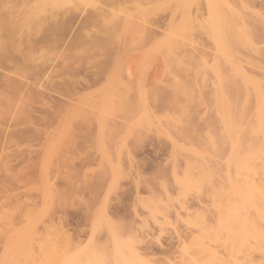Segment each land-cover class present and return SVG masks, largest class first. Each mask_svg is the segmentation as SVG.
Wrapping results in <instances>:
<instances>
[{
  "label": "rangeland",
  "instance_id": "374dc122",
  "mask_svg": "<svg viewBox=\"0 0 264 264\" xmlns=\"http://www.w3.org/2000/svg\"><path fill=\"white\" fill-rule=\"evenodd\" d=\"M0 76V264H264V0H0Z\"/></svg>",
  "mask_w": 264,
  "mask_h": 264
},
{
  "label": "bare ground",
  "instance_id": "6f19581e",
  "mask_svg": "<svg viewBox=\"0 0 264 264\" xmlns=\"http://www.w3.org/2000/svg\"><path fill=\"white\" fill-rule=\"evenodd\" d=\"M92 13H93V12H91V14H92ZM85 14H86V13H85ZM82 15H83V14H82ZM87 15L89 16V12H87ZM80 16H81V15H80ZM83 16H84V15H83ZM88 16L85 15L84 18L82 17V19H81V17H80L81 22H79L78 24H80V23L82 24V22H83L82 20H84L85 17H88ZM90 16H91V15H90ZM90 16H89V17H90ZM92 18H93V17H90V19H92ZM94 18H95V17H94ZM80 19H78V20H80ZM86 19H87V18H86ZM76 20H77V19H76ZM86 21H87V20H86ZM86 21L84 20L83 24H84ZM88 21H89V19H88ZM88 21H87L86 23H88ZM90 21H91V20H90ZM77 22H78V21H77ZM77 22H76V23H77ZM81 24H80V25H81ZM36 36H38V35H36ZM42 36H43V35H42ZM40 37H41V36H40ZM45 37L47 38V36H45ZM49 38H50V37H49ZM43 39H44V38H43ZM39 40H40V39H39ZM52 40H53V39H52ZM30 41H31V40H30ZM40 41H41V40H40ZM45 41H46V40H45ZM53 41H55V40H53ZM60 41H61V40H60ZM67 41H68V40H67ZM67 41H66V42H67ZM48 42H49V41H48ZM64 42H65V41H64ZM66 42H65V43H66ZM39 43H40V42H39ZM56 43H57V42H56ZM48 44H49V43H48ZM52 44H53V42H52ZM63 44H64V43H63ZM44 45H45V44H44ZM33 46H34V45H33ZM50 46H51V45H50ZM31 47H32V45H31ZM44 47H45V46H44ZM36 48H38V47H36ZM53 48H54V47H53ZM30 49H31V48H30ZM41 49H42V48H41ZM48 49H49V48H48ZM24 52H25V51H24ZM24 52H23V53H24ZM7 53H8V52H7ZM7 53H6V54H7ZM11 54H12V52H11ZM7 55H8V54H7ZM7 55H6V56H7ZM9 56H10V55H9ZM22 56H23V55H22ZM64 56H65V54H64ZM66 56H67V55H66ZM5 58H6V57H5ZM12 58H13V57H12ZM18 58H19V57H18ZM67 58H68V57H67ZM26 59H27V58H26ZM72 59L74 60V58H72ZM75 59H77V58H75ZM1 60H2V59H1ZM27 60H28V59H27ZM63 60H64V59H63ZM3 61H4V59H3ZM19 61H20V59H19ZM16 62H17V61H16ZM23 62H24V60H23ZM25 62H26V61H25ZM71 62H72V61H71ZM17 63H18V62H17ZM32 63H33V62H32ZM69 64H70V60H69ZM69 64H68V65H69ZM71 64H72V63H71ZM7 66H8V65H7ZM11 66H12V65H11ZM11 66H10V67H11ZM15 66H16V65H15ZM17 66H18V65H17ZM23 66H24V65H23ZM31 66H32V65H31ZM37 67H39V66H37ZM64 67H66V66L64 65ZM2 68L5 69V67H2ZM16 68H17V67H16ZM23 68H24V67H23ZM28 68H29V67H28ZM30 68H31V67H30ZM33 68H34V67H33ZM66 68H68V67H66ZM68 69H69V68H68ZM2 70H3V69H2ZM6 70H7V69H6ZM12 70H13V69H12ZM7 71H8V70H7ZM15 71H16V70H15ZM34 71H35V70H34ZM8 72H12V71H8ZM13 72H14V71H13ZM19 72H20V71H19ZM27 72H28V71H27ZM31 72H32V71H31ZM35 72H36V71H35ZM15 74H16V73H15ZM19 74H21V73H18V75H19ZM93 74H94V73H93ZM7 75H8V74H7ZM21 75H22V74H21ZM21 75H19V76H21ZM94 75H95V74H94ZM5 76H6V75H5ZM11 76H13V75H11ZM14 76H15V75H14ZM24 76H25V75H24ZM91 76H92V74H91ZM91 76H90V77H91ZM0 77H1V76H0ZM96 77H98V76H96ZM4 78H5V77H4ZM11 78H12V77H11ZM15 78H16V77H15ZM22 78H23V77H22ZM88 78H89V77H88ZM88 78H87V79H88ZM2 79H3V78H2ZM2 79H1V80H2ZM24 79H25V78H24ZM30 79H31V78H30ZM32 79H34V78L32 77ZM97 79H98V78H97ZM3 81H4V80H3ZM19 81H20V80H19ZM26 81H27V80H26ZM33 81H34V80H33ZM22 82H23V81H22ZM29 82H30V81H29ZM252 82H253V81H252ZM19 83H20V82H19ZM27 83H28V82H27ZM35 83H36V80H35ZM93 83H94V82H93ZM253 83H254V82H253ZM258 83H260V82H257V84H258ZM30 84H31V83H30ZM30 84H28V86H30ZM84 84H87V83H84ZM251 84H252V83H251ZM262 84H263V83H262ZM2 85L4 86V84H2ZM33 85H34V84H33ZM33 85H31V86H33ZM36 85H37V84H35V86H36ZM253 85H254V84H253ZM19 86H20V85H19ZM22 86H23V85H22ZM22 86H21L20 88H22ZM28 86H26V87H27V88H32V87H28ZM8 87H11V86L8 85ZM12 87H13V86H12ZM12 87H11V88H12ZM24 87H25V86H24ZM54 87H57V86H54ZM62 87H63V86H62ZM257 87H259V86H257ZM263 87H264V85H263ZM263 87H262V91H264V90H263ZM33 88H34V87H33ZM33 88H32V89H33ZM35 88H37V87H35ZM50 88H51V87H50ZM52 88H53V87H52ZM69 88H70V87H69ZM73 88H74V87H73ZM5 89H6V88H5ZM5 89H4V90H5ZM57 89H58V88H56V91H57ZM66 89H67V88H66ZM255 89H256V88H255ZM258 89H259V88H258ZM21 90H22V89H21ZM21 90H20V91H21ZM26 90H27V89H26ZM42 90H43V88H42ZM44 90H45V88H44ZM47 90H48V89H47ZM69 90H70V89H69ZM247 90H248V88H247ZM249 90H250V92H251V89H249ZM9 91L11 92V90H9ZM13 91H14V90H13ZM13 91H12V92H13ZM15 91H16V90H15ZM256 91H258V90H256ZM256 91H253V92H256ZM259 91H260V90H259ZM6 92H7V91H6ZM12 92H11V93H12ZM21 92H22V91H21ZM31 92H32V91H31ZM31 92H29L30 95L33 94V92H32V94H31ZM49 92H51V91H49ZM57 92H58V91H57ZM57 92H55V93H57ZM62 92L64 93L65 91H62ZM4 93H5V92H4ZM7 93L9 94V92H7ZM14 93H15V92H14ZM14 93H13V94H14ZM52 93H53V92H52ZM67 93H68V92H67ZM246 93H247V92H246ZM5 94H6V93H5ZM16 94H17V93H16ZM18 94H19V92H18ZM35 94H36V93H35ZM35 94H34V95H35ZM37 94H41V93H37ZM72 94H73V92H72ZM254 94H255V93H254ZM261 94H262V92H260V94H258V95H260L259 97L262 98L263 96H261ZM1 95H2V94H1ZM1 95H0V96H1ZM10 95L13 96L12 94H10ZM10 95H6V96H10ZM19 95L21 96V93H20ZM22 95H23V94H22ZM57 95H58V94H57ZM66 95H67V94H66ZM248 95H251V94H248ZM252 95H253V94H252ZM262 95H263V94H262ZM4 96H5V95H4ZM4 96H3V97H4ZM6 96H5V97H6ZM20 96H19V97H20ZM41 96H42V95H41ZM5 97H4V98H5ZM35 97H36V96H35ZM38 97H39V96H38ZM256 97H257V96H256ZM25 98H26V97H24L23 100H24ZM29 98H30V97H28L27 99H29ZM62 98H63V97H62ZM254 98H255V96H254ZM1 99H2V98H1ZM33 99H34V98H33ZM33 99L31 98V100H33ZM41 99H42V97H41ZM54 99H55V98H54ZM257 99H258V97H257ZM257 99H256L255 101H257ZM19 100H20V99H19ZM10 101H11V100H10ZM24 101H25V100H24ZM29 101H30V99H29ZM35 101H36V100H35ZM43 101H44V100H43ZM260 101H261V99L259 98V101H258V102H260ZM263 101H264V99H263ZM11 102H12V101H11ZM25 102H26V101H25ZM40 102H41V100H40ZM44 102H45V101H44ZM258 102H257V103H258ZM7 103H9V102L7 101ZM46 103H47V102H46ZM255 103H256V102H255ZM255 103H254V105H255ZM24 104H25V103H24ZM24 104H23V105H24ZM53 104H54V103H52V105H53ZM3 105H4V104H3ZM10 105H11V104H10ZM12 105H13V103H12ZM12 105H11V106H12ZM55 105H57V102L55 103ZM16 106H17V105H16ZM28 106H29V105H28ZM28 106H27V107H28ZM49 106H51V105H49ZM257 106H258V107H257V112H256V111H255V112H256L257 114H258V113H259V114H260V113H264V103H262V105H261V104H260V105L258 104ZM23 107H24V106H23ZM56 107H57V106H56ZM1 108H3V107H1ZM8 108H9V107H7V109H8ZM10 108H11V107H10ZM19 108H21V107L19 106ZM31 108H32V107H31ZM31 108H30V109H31ZM52 108H53V107H52ZM255 108H256V107H255ZM15 109H16V108H14L13 111H14ZM17 109H18V107H17ZM25 109H26V108H25ZM36 109H37V108H36ZM36 109H35V111H36ZM54 109H55V108H54ZM1 110H2V109H1ZM8 110H9V109H8ZM39 110H41V109H39ZM43 110H44V109H43ZM46 111H47V110H46ZM52 111H53V110H52ZM54 111H55V110H54ZM2 112H3V111H2ZM2 112H1V113H2ZM18 112H19V111H18ZM23 112H24V111H23ZM30 112H31V111H30ZM253 112H254V111H253ZM36 113H37V112H36ZM256 113H254V114H256ZM24 114H25V113H24ZM45 114H46V113H45ZM48 114H49V113H47V115H48ZM51 114H52V112H51ZM53 114H54V113H53ZM259 114H258V115H259ZM11 115H12V113H11ZM25 115H27V114H25ZM1 116H2V115H1ZM27 116H28V115H27ZM27 116H26V117H27ZM29 116H30V115H29ZM42 116H43V115H42ZM259 116H260V115H259ZM261 116H262V114H261ZM10 117H12V116H10ZM36 117H37V116H36ZM40 117H41V116H40ZM262 117H264V115H263ZM0 118H1V117H0ZM6 118L8 119V117H6ZM37 118H38V117H37ZM43 118H44V117H43ZM45 118H46V117H45ZM1 119L3 120V117H2ZM34 119H35V118H34ZM49 119H50V118H49ZM9 120H12V119L9 118ZM21 120H22V119H21ZM15 121H16V120H15ZM0 122H1V120H0ZM36 122H37V121H35V124H36ZM41 122H42V121H41ZM37 123H39V122H37ZM0 124H1V123H0ZM1 126H2V125H1ZM37 126H38V125H37ZM35 127H36V126H35ZM30 128H32V127H30ZM0 129H1V128H0ZM7 130H8V129H7ZM21 130H22V129H21ZM2 131H4V129H3ZM5 131H6V130H5ZM5 131H4V132H5ZM24 131H25V130H24ZM42 131H44V130H43V129L41 130V134H42ZM37 132H38V131H37ZM2 133H3V132H2ZM28 133H29V132H28ZM30 133H31V132H30ZM30 133H29V134H30ZM32 133H33V132H32ZM35 133H36V132H35ZM4 134H5V133H4ZM26 134H27V133H26ZM26 134H24V135H26ZM37 134L40 135L39 132H38ZM3 137H4V136H3ZM9 137H10V136H9ZM15 138H16V137H15ZM2 139H4V138H2ZM6 139H8V137H7ZM17 139H18V138H17ZM8 140H9V142H10V138H9ZM12 140H13V138H12ZM14 140H16V139H14ZM9 151H10V150H9ZM9 151L7 150V152H9ZM5 152H6V151H5ZM1 155H2V154H1ZM1 155H0V156H1ZM29 155H30V154H29ZM25 157H26V156H25ZM27 157L29 158V156H27ZM4 158H5V157H4ZM28 158H27V159H28ZM29 160H30V159H29ZM136 164H137V163H136ZM139 164H140V163H139ZM140 165H141V164H140ZM27 166H28V165H27ZM141 166H142V165H141ZM27 168H28V167H27ZM19 169H20V168H19ZM19 171H20V170H19ZM19 174L21 175V173H19ZM14 176H15V175H14ZM16 176H17V175H16ZM22 178H23V177H22ZM181 206H182V205H181ZM184 206H187V205H184ZM174 209L176 210V208H174ZM186 209H188V207H187ZM175 210H174V211H175ZM177 211H178V210H177ZM177 211H175V214H178ZM224 211H226V210H224ZM217 215H218V214H217ZM229 215H230L229 212L226 211V212L223 213V210H222V211L220 210L219 215L217 216V217H218V219H217V220H218V221H217L218 226H220L221 224H223V223L221 222V221H223V220H224L223 222H228V221H227V217H229ZM178 216H179V215H178ZM217 217H216V218H217ZM228 219H229V218H228ZM204 221H205V219H204ZM219 222H221V224H220ZM229 222H230V221H229ZM229 222H228V223H229ZM225 224H227V223H225ZM227 226H228V225H227ZM174 232H175L174 234H177V236H178L177 238L181 237V236H179L180 234L178 235V231H177V233H176V230H175ZM179 233H181V231H179ZM183 234L185 235V232H184ZM228 234H229V231H228ZM184 235L182 236L183 238H184ZM175 236H176V235H175ZM173 237H174V236H173ZM182 237H181V238H182ZM171 238H172V237H171ZM183 238H182V240H183ZM185 238H186V237H185ZM179 240H180V239H178V242H179ZM227 243H228V242H227ZM225 244H226V243H225ZM214 254H215V253H212V254H211V250H208V251H207V249H205L204 247L200 246V247L197 249V251L195 252V254H193V255H191L189 258H187V260H185L182 264H217L216 260L214 259V258H215ZM221 258H222V257H221ZM224 260H226V259H225V258L221 259V262H222V261L224 262ZM218 261H219V260H218ZM219 263H220V262H218V264H219ZM221 264H222V263H221Z\"/></svg>",
  "mask_w": 264,
  "mask_h": 264
}]
</instances>
